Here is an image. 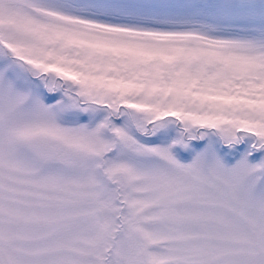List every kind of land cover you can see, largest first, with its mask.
Returning <instances> with one entry per match:
<instances>
[{"label": "snow or ice", "instance_id": "1", "mask_svg": "<svg viewBox=\"0 0 264 264\" xmlns=\"http://www.w3.org/2000/svg\"><path fill=\"white\" fill-rule=\"evenodd\" d=\"M0 264H264V0H0Z\"/></svg>", "mask_w": 264, "mask_h": 264}]
</instances>
